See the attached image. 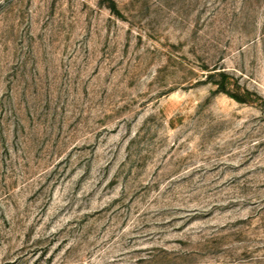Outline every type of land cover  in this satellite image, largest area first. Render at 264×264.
Masks as SVG:
<instances>
[{
    "label": "rangeland",
    "instance_id": "374dc122",
    "mask_svg": "<svg viewBox=\"0 0 264 264\" xmlns=\"http://www.w3.org/2000/svg\"><path fill=\"white\" fill-rule=\"evenodd\" d=\"M0 264H264V0H0Z\"/></svg>",
    "mask_w": 264,
    "mask_h": 264
},
{
    "label": "trees",
    "instance_id": "16d2710c",
    "mask_svg": "<svg viewBox=\"0 0 264 264\" xmlns=\"http://www.w3.org/2000/svg\"><path fill=\"white\" fill-rule=\"evenodd\" d=\"M212 76V75H211ZM219 91H224V90H219ZM237 99H239V98H237Z\"/></svg>",
    "mask_w": 264,
    "mask_h": 264
}]
</instances>
